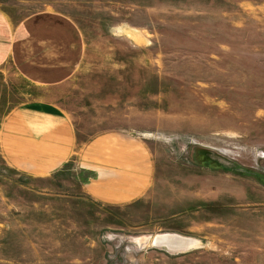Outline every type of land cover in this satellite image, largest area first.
Masks as SVG:
<instances>
[{"label":"rangeland","instance_id":"rangeland-1","mask_svg":"<svg viewBox=\"0 0 264 264\" xmlns=\"http://www.w3.org/2000/svg\"><path fill=\"white\" fill-rule=\"evenodd\" d=\"M81 28L85 56L60 106L81 139L138 136L155 174L105 206L70 162L31 177L0 155V264H264V0H0ZM0 75V122L24 97ZM196 241L172 253L152 244Z\"/></svg>","mask_w":264,"mask_h":264},{"label":"crops","instance_id":"crops-1","mask_svg":"<svg viewBox=\"0 0 264 264\" xmlns=\"http://www.w3.org/2000/svg\"><path fill=\"white\" fill-rule=\"evenodd\" d=\"M85 43L71 16L45 8L15 20L0 3V75L17 80L24 98L0 122V155L31 177L70 162L84 191L105 206H125L151 187L155 163L147 144L122 129L81 139L60 106L62 88L81 68Z\"/></svg>","mask_w":264,"mask_h":264},{"label":"water","instance_id":"water-1","mask_svg":"<svg viewBox=\"0 0 264 264\" xmlns=\"http://www.w3.org/2000/svg\"><path fill=\"white\" fill-rule=\"evenodd\" d=\"M193 243H196L194 239L176 233L159 234L152 240L154 246L163 247L172 253L184 252L190 249Z\"/></svg>","mask_w":264,"mask_h":264}]
</instances>
